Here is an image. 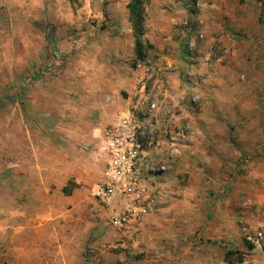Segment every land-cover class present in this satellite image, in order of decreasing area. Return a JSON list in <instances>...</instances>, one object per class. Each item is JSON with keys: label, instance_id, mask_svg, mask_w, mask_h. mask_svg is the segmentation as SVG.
<instances>
[{"label": "crops", "instance_id": "obj_1", "mask_svg": "<svg viewBox=\"0 0 264 264\" xmlns=\"http://www.w3.org/2000/svg\"><path fill=\"white\" fill-rule=\"evenodd\" d=\"M62 2L0 0V12L8 15V27L19 31L21 46V51L16 50L15 54L0 55V239H3L1 246L6 252L13 250L16 239H21L26 231L41 229L45 218L53 214L57 216L53 217V221L60 222L66 216L75 215L76 208L79 210L78 207L92 202L93 198L87 195L86 184L96 179L95 174L100 168L102 170L106 159L102 150V130L117 120V113L134 107L142 99L137 89L144 71L137 70L139 72L133 78V72L129 73L121 66L124 56L137 58L127 7L119 19L120 24H117L120 29L117 37L112 39L99 35V38L97 33L93 36V31H87L86 36L75 40L70 29L77 18L72 20ZM123 14L126 16L123 17ZM51 30L56 35L53 42L48 38ZM148 40L153 45L148 60L156 63L172 90V94L155 93V109L149 110L147 102L138 105L137 109L147 120L143 163L151 194L154 195L173 182V178H169L173 170L174 175L178 171L198 173L195 168L190 170L187 151L198 158H206L208 134L204 114L191 112L184 100L188 86L182 85L181 71L176 68L178 61L160 51L165 44L157 45L150 37ZM76 62L90 67L91 73H99L109 81L112 79L110 83L114 84L107 88L90 87L88 92H93L91 102L86 104L87 109H93L95 114L67 103L50 106L49 111L41 114V119L31 122L29 115L35 104L33 94L38 88L29 85L49 83V78L59 75L65 65L77 70ZM51 87L54 86L44 85V89L39 91L40 100L45 98L46 105L47 92L55 93L49 89ZM43 109L47 110L46 107ZM186 128L191 130L190 134H186ZM161 165L163 170L159 169ZM201 187L204 196H208L212 190L216 193L219 188L205 181ZM171 199L174 206L169 204L166 209L171 216L170 222L173 224L180 217L188 218L192 207L190 197L173 196ZM95 200L103 206L101 223L104 225L96 234L98 238L93 246H98L99 252L106 256L107 263H131L134 261L132 253H139L155 258L158 264H264V248L259 250L253 247L244 233L243 240L240 239L238 229L231 220L230 209L220 205H216L212 213L211 209L206 210L211 215L202 231L196 232L195 243L202 246L203 251L193 257L190 255L193 243L184 239L185 243L177 245L175 236L181 229L174 233L168 231L169 226L160 228L159 220H152L155 212L153 204L141 217L130 221L127 228L117 229L110 221L113 205ZM208 202L204 206L209 208L210 205L211 208V199ZM254 226H250L254 233H264V227ZM128 232L136 233L130 245L126 240L132 236H124ZM112 240H120V246L124 249L132 246V249L111 254L105 251L103 243ZM17 243H20L19 240ZM209 247H213L211 250L215 254L207 251ZM226 251L232 253L226 256ZM239 256L242 257L241 261L238 260ZM142 259L135 258L138 262Z\"/></svg>", "mask_w": 264, "mask_h": 264}, {"label": "rangeland", "instance_id": "obj_2", "mask_svg": "<svg viewBox=\"0 0 264 264\" xmlns=\"http://www.w3.org/2000/svg\"><path fill=\"white\" fill-rule=\"evenodd\" d=\"M127 1L63 0L61 4L70 13L72 20L77 18L70 29L73 39L86 36L87 31H93V36L97 33L98 36L113 39L120 35L117 24H120L122 13L126 12ZM142 2V59L124 56L121 58L122 69L133 72L134 78L139 72L137 70H143V67L136 66L137 60L153 62L148 60L153 48L148 43V37L157 45L165 44L160 51L176 58V68L181 71L182 85L188 86L184 100L187 101L189 110L202 112L207 119L203 118L208 134L206 158H198L187 151V164L189 163L190 170L195 168L198 173L178 171L174 175L173 170L169 175L173 182L160 192L151 194L150 206H155L152 220H159L162 226L160 228L169 226L168 231L174 233L181 229L175 236L177 245L185 243L184 239L193 243L190 255L194 257L203 251L202 246L195 245L196 232L205 227V221L216 210V205L230 209L231 220L234 221L238 236L242 240L243 233L245 238L248 233H254L250 226L256 227V224L264 227V0ZM9 21L8 15L1 13L0 55L21 51L19 31L10 29L7 25ZM128 22L132 24L130 16ZM48 35L50 41L56 40L53 30ZM133 36L135 42L134 31ZM155 55L158 56L157 53ZM153 64L155 72L158 67L155 62ZM76 66L77 70H74V67L70 69L65 65L64 70L59 75L50 77L47 84L29 85L38 88L33 94L35 104L29 115L31 122L41 119V114L49 111L50 106L72 103L81 110L87 109L86 103L91 102L93 93L88 92L91 86L99 89L114 85L110 83L112 79L109 81L99 73H91L90 67L79 62H76ZM152 83L153 79L147 80V88H151ZM44 85L54 86L49 89L55 92H47V105L45 98L40 100L39 91L44 89ZM45 107L47 110L43 109ZM87 110L95 114L93 109ZM137 114L143 116L140 112ZM35 126L42 132L37 124ZM190 131L186 128V134H190ZM98 159L101 163L100 157ZM100 170L101 168L95 174L96 179L86 184L87 195L93 198L92 202L78 207L79 210L76 208L75 215L66 216L58 222L53 221V217L57 216L52 214L41 223V229L26 231L18 239L20 243L16 239L10 252L2 248L3 239H0V264H124L107 263L106 256L99 252L98 246H93L98 238L96 234L104 225L101 223L103 206L96 202L92 194L99 182ZM203 181L218 186L217 192L211 189L208 196H204L203 185L199 188ZM173 196L190 197L192 207L188 218L180 217L172 224L170 213L166 209L169 204L174 206V200L171 199ZM209 199L211 208L210 205L206 208L204 204L209 203ZM207 209H211V213H206ZM132 233L124 235L132 236L126 240L129 245L136 236L135 232ZM121 243L120 240L104 242L103 248L111 254L132 249V246L124 249L120 246ZM212 248L209 247L207 251L215 254ZM132 255L144 259L138 262L132 257L134 261L125 264H158L153 257L139 253Z\"/></svg>", "mask_w": 264, "mask_h": 264}, {"label": "built area", "instance_id": "obj_3", "mask_svg": "<svg viewBox=\"0 0 264 264\" xmlns=\"http://www.w3.org/2000/svg\"><path fill=\"white\" fill-rule=\"evenodd\" d=\"M144 61V60H143ZM143 67L144 75L139 80L138 96L141 101L118 113L117 120L102 130V150L106 159L101 178L93 189V196L101 203L113 205L111 224L125 229L133 219L141 217L151 203V188L143 163L145 115L138 116V105L147 102L149 110L157 107L155 93H170L171 87L160 69L155 70L153 62L136 61ZM153 79L151 88L146 82ZM149 123V121H148ZM160 170L164 167L161 165ZM247 241L255 248H264V233L246 235Z\"/></svg>", "mask_w": 264, "mask_h": 264}, {"label": "trees", "instance_id": "obj_4", "mask_svg": "<svg viewBox=\"0 0 264 264\" xmlns=\"http://www.w3.org/2000/svg\"><path fill=\"white\" fill-rule=\"evenodd\" d=\"M129 16L132 21L133 31L135 35V48L137 59H142L141 47H140V37L142 35V22H143V2L142 0H129L126 5ZM232 252L226 251V256H229ZM238 260H242L239 256Z\"/></svg>", "mask_w": 264, "mask_h": 264}]
</instances>
